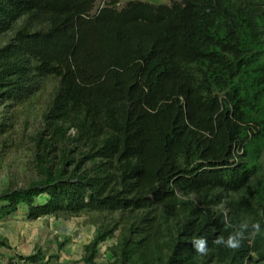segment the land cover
I'll use <instances>...</instances> for the list:
<instances>
[{"label": "trees", "instance_id": "1", "mask_svg": "<svg viewBox=\"0 0 264 264\" xmlns=\"http://www.w3.org/2000/svg\"><path fill=\"white\" fill-rule=\"evenodd\" d=\"M101 1L0 0V153L31 174L0 222L94 227L78 262L9 264H264V0Z\"/></svg>", "mask_w": 264, "mask_h": 264}, {"label": "rangeland", "instance_id": "2", "mask_svg": "<svg viewBox=\"0 0 264 264\" xmlns=\"http://www.w3.org/2000/svg\"><path fill=\"white\" fill-rule=\"evenodd\" d=\"M109 0L98 2L96 10ZM118 8H122L130 1H141L152 4H169V0H116ZM36 123V119H33ZM30 134V133H28ZM26 149L11 150L0 153V193L8 186L23 187L26 179L31 177L24 166L28 155ZM87 216L39 219L27 221L17 214L11 219L0 222V264H9V259L18 255H29L40 249L48 255L58 254L60 261L78 262L83 255V246L92 239L94 227L89 224ZM9 247H1L2 243ZM113 242L102 245L101 253ZM60 244H65L59 249ZM104 254L98 259L102 262L108 258Z\"/></svg>", "mask_w": 264, "mask_h": 264}, {"label": "clouds", "instance_id": "3", "mask_svg": "<svg viewBox=\"0 0 264 264\" xmlns=\"http://www.w3.org/2000/svg\"><path fill=\"white\" fill-rule=\"evenodd\" d=\"M251 229V230H250ZM250 230V231H249ZM261 231V225L259 222L249 224L245 221L239 224L237 230L228 235L227 239L223 236H219L214 240L216 245L225 246L230 249H238L241 246L242 240H244L245 234L256 235ZM194 251L199 255H207L208 252V240L205 237H196L191 240Z\"/></svg>", "mask_w": 264, "mask_h": 264}, {"label": "crops", "instance_id": "4", "mask_svg": "<svg viewBox=\"0 0 264 264\" xmlns=\"http://www.w3.org/2000/svg\"><path fill=\"white\" fill-rule=\"evenodd\" d=\"M20 215H22V218H24L25 219V217L23 216V214L21 213ZM15 217V216H14ZM42 219H55V218H52V217H49V218H42ZM91 240V239H90ZM89 240V241H90ZM13 264V263H12Z\"/></svg>", "mask_w": 264, "mask_h": 264}]
</instances>
